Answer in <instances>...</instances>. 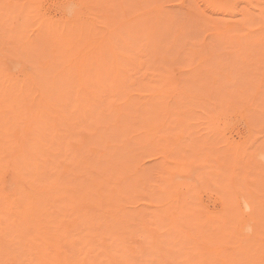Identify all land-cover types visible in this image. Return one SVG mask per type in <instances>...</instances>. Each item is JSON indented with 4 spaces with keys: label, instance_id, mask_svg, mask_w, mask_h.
I'll list each match as a JSON object with an SVG mask.
<instances>
[{
    "label": "rangeland",
    "instance_id": "rangeland-1",
    "mask_svg": "<svg viewBox=\"0 0 264 264\" xmlns=\"http://www.w3.org/2000/svg\"><path fill=\"white\" fill-rule=\"evenodd\" d=\"M155 25L159 33L152 40L157 43L149 38ZM137 30L143 35L127 53L145 62L144 69L137 73L126 66L132 73L127 89L149 94L143 85L152 81L164 90L157 100L171 110L149 125L130 110L134 130L118 138L127 141L125 150L129 143L134 147L124 164L117 154L61 156L58 173L65 182L95 180L103 190H90L88 197L105 193L117 200L120 194L130 213L151 219L145 227L140 217L122 224L127 259L159 264L153 254L158 249L167 264H206L202 260L211 259L214 247L204 218L224 211L220 195L226 185L236 191L239 218L246 213L245 227L242 213L232 233L235 244L242 240L240 229L245 232L250 212L264 234V55L256 63V51L264 52V0H0V104L7 93H21L11 101L32 105L52 91L57 97L59 90H70L73 102L80 87L102 92L97 64L106 67L105 60L112 59L106 45L114 41L122 51L119 33L134 41ZM248 41L255 49L244 51ZM164 56L175 60L166 62ZM200 71L216 76L218 83L212 87L209 78L195 85L190 79ZM223 92L226 98L220 99ZM111 94L116 106L125 101ZM162 148L167 152L158 153ZM78 221L71 216L73 227ZM233 248L226 243L223 249L231 253Z\"/></svg>",
    "mask_w": 264,
    "mask_h": 264
},
{
    "label": "bare ground",
    "instance_id": "bare-ground-1",
    "mask_svg": "<svg viewBox=\"0 0 264 264\" xmlns=\"http://www.w3.org/2000/svg\"><path fill=\"white\" fill-rule=\"evenodd\" d=\"M122 10L126 12L125 7ZM157 25L149 32V38L153 43H157L152 40L155 34L159 33ZM116 30L114 27L112 33H116ZM138 30L134 33L136 34L134 41L126 37L124 32L119 33L123 42L122 51L118 50L114 41L106 45V49L112 53V59L105 60L106 67L97 64V76L102 81L100 89L103 93L98 89L89 91L87 86L80 87L75 96L76 101L73 102L70 90H59L57 97L52 91L49 96L32 105L11 101L12 98L18 99L21 93L15 96L12 93L5 94L6 100L0 104V264H136L126 258L127 250L122 245L121 227L126 221L138 217L145 227L147 220L151 219L144 217L146 213L143 216L130 213L131 210L125 207L120 194L117 200L109 199L110 196H105V193L97 199L88 197L90 190L95 189L99 192L103 190L100 183L95 180L84 182L86 178L77 180V183L65 182L61 179L57 167L61 156L67 157L64 159L67 160L70 155H79L81 158L94 155L98 159L107 154H117L120 156L118 163L122 165L126 162V157L131 159L130 155L134 148L130 146L129 141L130 145H127L125 150L127 141L122 144L118 140L121 134L131 128L130 110L134 108L141 113L138 116L148 125L155 123L161 114L164 115L171 110L163 100H157L156 95L162 97L164 90L158 88L152 81L143 85V89L150 90L149 94H141V90L133 93L127 89V81L132 73H129L130 69L126 66L131 64L132 70L137 73L144 69L145 62H140L141 60L137 62L127 53V50L135 48L134 45L142 34L141 32L139 34ZM252 44L254 45L248 41L244 46L241 45L243 46L241 49L248 50ZM100 50L98 55L101 57L105 49ZM251 53L249 52V56ZM256 53H258L256 63L261 62L264 52ZM163 58L166 62L175 60L167 56ZM198 75L196 80L190 79L195 85L196 81L202 82L209 78L212 87L218 83V78L212 74L205 75L200 71ZM112 92L121 94L125 101L116 106V99L112 98L115 95H112ZM226 93L230 95L231 91L228 90ZM211 94L213 95V90ZM224 98L226 96L223 92L220 99ZM91 127L96 128L97 133H93ZM150 130L153 131L154 128ZM151 133L155 134L146 132L144 136H150ZM146 147L148 146L145 145L144 148ZM144 151L142 152L145 153ZM160 152L167 151L162 148L158 153ZM132 187L133 182L129 186L130 193ZM79 191L83 195H78ZM221 193L224 211L216 217L207 215L204 218L203 224L208 223L212 230L209 237L214 248L211 251L213 252L211 259L206 261L203 259L202 262L264 264V234L258 220L250 216L252 212L249 213L250 222L245 232L242 233L243 229L242 231L240 229L242 240L236 245L232 240V233L236 224H240L242 213L241 221L243 228L245 227L243 218L246 213L241 212L239 218L234 202L236 191L230 185H226L224 193ZM138 195L139 193L134 196L132 194L131 198ZM74 214L78 216L79 221L73 227L70 221ZM226 243L234 246L231 253L224 251ZM158 252L156 249L153 254L156 255L159 264H167L162 262L163 257Z\"/></svg>",
    "mask_w": 264,
    "mask_h": 264
}]
</instances>
